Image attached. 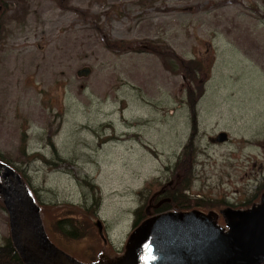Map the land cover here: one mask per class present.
Returning a JSON list of instances; mask_svg holds the SVG:
<instances>
[{
	"label": "rangeland",
	"instance_id": "rangeland-1",
	"mask_svg": "<svg viewBox=\"0 0 264 264\" xmlns=\"http://www.w3.org/2000/svg\"><path fill=\"white\" fill-rule=\"evenodd\" d=\"M0 7V157L30 190L57 248L81 264H117L146 221L178 212L148 201L186 170L189 142L184 189L203 205L188 212L227 233L222 211L262 204L264 0ZM175 58L191 63L192 80L172 73ZM83 69L88 76H78ZM220 133L228 140L211 142ZM2 206L0 248L10 237ZM61 219L74 223L77 239L58 232Z\"/></svg>",
	"mask_w": 264,
	"mask_h": 264
},
{
	"label": "water",
	"instance_id": "water-1",
	"mask_svg": "<svg viewBox=\"0 0 264 264\" xmlns=\"http://www.w3.org/2000/svg\"><path fill=\"white\" fill-rule=\"evenodd\" d=\"M88 74V69L78 72V76ZM227 140L220 133L211 142ZM0 179L11 242L23 264H81L49 240L40 207L22 178L1 162ZM261 203L246 211H222L227 233L196 211L152 217L138 229L132 247L117 264H264V194ZM95 226L103 238L101 222Z\"/></svg>",
	"mask_w": 264,
	"mask_h": 264
},
{
	"label": "trees",
	"instance_id": "trees-1",
	"mask_svg": "<svg viewBox=\"0 0 264 264\" xmlns=\"http://www.w3.org/2000/svg\"><path fill=\"white\" fill-rule=\"evenodd\" d=\"M1 10H2V8H1ZM1 10H0V12H1ZM1 31H2V29H1V20H0V37H1ZM0 41H1V39H0ZM153 45H155V44L149 43V42L147 43V47H150L149 49L152 52L153 51L154 52H158V51L162 52L160 50V48H156ZM175 61L179 62V70H177V71L171 70V71H173L172 73L179 72L180 74L184 75V77H186L189 80H192L195 77V72L191 71V63H182V61L177 59V58H175ZM193 114H194V116H196L195 113H193ZM194 123L196 125V121H194ZM191 140H192V136H190L189 141H191ZM190 146H191V143L189 142V144H187V146L184 147V149H183V154L185 153V157H184L183 161L188 163V167L186 168L185 171H180V175H181L180 180L175 178V181L178 184L182 180L184 182V186H183V188L180 189L178 196H175V197L172 195L170 196L172 199V201H171L172 204H169V203L165 204L162 208L159 209V212L167 211L169 209V207H176L178 212H188V211H191L195 207H202V205H203L202 202H200V200L199 201L198 200L191 201V199H189V197L186 196V193H185L186 190L184 189V187L186 189L189 188L190 178L192 176V165H191L192 162H191V156L190 155H192L193 149L190 152V148H191ZM0 162L10 166L9 161L2 158V157H0ZM29 192H30V190H29ZM170 192H172V190H170ZM0 204H1V206L3 205L2 202ZM155 213L158 214V212H155ZM138 221H139V219L137 217L133 223V227L135 229H137L138 226L141 225L140 223L143 220H141L139 222V225H138ZM56 229L58 230L59 233L61 232L63 234V236L67 239H77L79 237V235H77L75 232V231H77L76 226H74V223L71 220L61 219V221H59L56 224ZM0 264H23L18 252L15 250V248L11 242L10 237L5 240L4 246L2 248H0Z\"/></svg>",
	"mask_w": 264,
	"mask_h": 264
},
{
	"label": "flooded vegetation",
	"instance_id": "flooded-vegetation-1",
	"mask_svg": "<svg viewBox=\"0 0 264 264\" xmlns=\"http://www.w3.org/2000/svg\"><path fill=\"white\" fill-rule=\"evenodd\" d=\"M190 152L192 151L193 149V143H191V146H190ZM191 156V155H190ZM175 178L176 179H180L181 178V175L176 174L175 177L170 180L168 183H167V186H164V190H161L158 194H155L153 196V198L148 201V206L150 207H154V209H160L162 208L165 204L167 203H171L172 199H171V195L172 196H178V193L180 191V186L178 183H176L175 181ZM178 187V188H177ZM172 190V192H170V190Z\"/></svg>",
	"mask_w": 264,
	"mask_h": 264
},
{
	"label": "bare ground",
	"instance_id": "bare-ground-1",
	"mask_svg": "<svg viewBox=\"0 0 264 264\" xmlns=\"http://www.w3.org/2000/svg\"><path fill=\"white\" fill-rule=\"evenodd\" d=\"M143 225H144V224H143ZM143 225H142V226H143Z\"/></svg>",
	"mask_w": 264,
	"mask_h": 264
}]
</instances>
